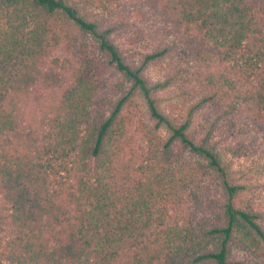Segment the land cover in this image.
<instances>
[{"label": "trees", "instance_id": "trees-1", "mask_svg": "<svg viewBox=\"0 0 264 264\" xmlns=\"http://www.w3.org/2000/svg\"><path fill=\"white\" fill-rule=\"evenodd\" d=\"M109 1L0 0V264H249L235 251L264 264L259 213L215 139L227 100L264 139V11L162 0L175 41L130 62L100 13ZM78 38L96 55H55ZM178 48L211 87L182 116L162 106L174 76L146 74ZM105 70L127 83L114 100L97 91ZM208 108L217 115L199 131ZM212 177L222 196L205 201Z\"/></svg>", "mask_w": 264, "mask_h": 264}, {"label": "rangeland", "instance_id": "rangeland-1", "mask_svg": "<svg viewBox=\"0 0 264 264\" xmlns=\"http://www.w3.org/2000/svg\"><path fill=\"white\" fill-rule=\"evenodd\" d=\"M258 9L264 11V0H252ZM162 0H110L106 9L100 13L119 25L115 39L130 62H138L142 55L151 52L166 43L176 39L173 23L163 17ZM85 45L81 47V43ZM182 47L183 43L180 44ZM182 48L173 51L163 62L153 64L147 70V76L153 81L164 80L168 75L174 76V81L160 93L162 106L171 115L185 114L189 105L203 96L207 85L203 69L195 61L186 60L181 53ZM86 54L96 55L95 48L88 39L78 38L71 44L61 45L55 55L61 59L70 58L78 61ZM98 93L100 98L114 100L121 94V87L127 86L122 76L110 70L97 75ZM123 83V84H122ZM108 104V102H106ZM229 100L219 107L218 114L224 115L220 121L223 130L216 133V140L222 151V157L230 166L234 180L245 185L241 194V202L248 208L259 213V221L264 226V139L256 123L249 115L242 114L238 106L228 107ZM107 104H104L108 106ZM230 109V111H227ZM144 107L140 101L127 112L132 116L143 114ZM211 108L204 109L195 117V124L202 131L210 119L217 115ZM137 119V118H136ZM137 125V121H135ZM133 130V128H132ZM131 130V131H132ZM141 139L142 134H136ZM205 201L220 198L219 181L208 178L207 189L203 190ZM235 259L249 264L257 262L246 253L235 251ZM256 262V263H255Z\"/></svg>", "mask_w": 264, "mask_h": 264}]
</instances>
